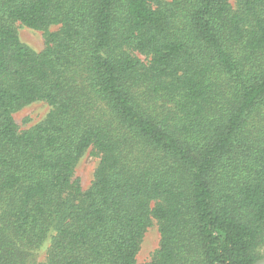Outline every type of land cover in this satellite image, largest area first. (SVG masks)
<instances>
[{"label": "trees", "instance_id": "obj_1", "mask_svg": "<svg viewBox=\"0 0 264 264\" xmlns=\"http://www.w3.org/2000/svg\"><path fill=\"white\" fill-rule=\"evenodd\" d=\"M153 222L144 264L263 258L264 0H0V264H137Z\"/></svg>", "mask_w": 264, "mask_h": 264}, {"label": "rangeland", "instance_id": "obj_2", "mask_svg": "<svg viewBox=\"0 0 264 264\" xmlns=\"http://www.w3.org/2000/svg\"><path fill=\"white\" fill-rule=\"evenodd\" d=\"M168 2L170 0H160ZM50 31L56 30L55 27L49 28ZM17 36L19 41L32 51L38 53L43 50V33L17 25ZM50 111V108L43 102H35L27 105L13 114V119L19 130H26L43 121ZM98 158L87 151L78 161L74 176L79 180L81 189L87 190L93 180V173L97 166ZM159 234L156 223L146 230L139 251L136 256L137 264H144L151 260L154 251L158 248ZM49 247V240L45 241L41 247L31 253L30 264H45L46 255ZM260 255L264 257V247L260 250Z\"/></svg>", "mask_w": 264, "mask_h": 264}, {"label": "water", "instance_id": "obj_3", "mask_svg": "<svg viewBox=\"0 0 264 264\" xmlns=\"http://www.w3.org/2000/svg\"><path fill=\"white\" fill-rule=\"evenodd\" d=\"M254 264H264V257L257 260Z\"/></svg>", "mask_w": 264, "mask_h": 264}]
</instances>
